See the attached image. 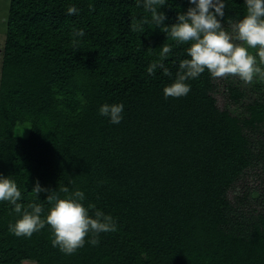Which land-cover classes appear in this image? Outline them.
Here are the masks:
<instances>
[{"label":"trees","instance_id":"1","mask_svg":"<svg viewBox=\"0 0 264 264\" xmlns=\"http://www.w3.org/2000/svg\"><path fill=\"white\" fill-rule=\"evenodd\" d=\"M72 4L79 13L69 16ZM189 7L169 0L160 10L172 24ZM244 14L243 0H227L225 30ZM139 16L150 18L132 0H9L0 175L16 180L25 204L37 180L62 198L81 190L85 207L112 214L118 230L66 255L47 226L14 236L8 225L18 217L0 202V264H264V99L244 103L229 77L207 71L187 96L165 98L170 80L146 68L170 44L165 63L175 73L187 45L151 24L133 32ZM104 103L124 104L120 124L99 115ZM18 123L30 124L26 139L15 136ZM257 170L258 184L236 190Z\"/></svg>","mask_w":264,"mask_h":264},{"label":"clouds","instance_id":"2","mask_svg":"<svg viewBox=\"0 0 264 264\" xmlns=\"http://www.w3.org/2000/svg\"><path fill=\"white\" fill-rule=\"evenodd\" d=\"M134 7L142 9L150 18L133 17L130 28L133 32L143 34L145 25L163 30V33L184 48L185 58L174 61L173 73L165 61L173 54L170 44H163L158 59L146 68L150 76L161 72L170 83L162 89L165 98H181L191 91L189 81L198 79L206 71L213 78H238L245 84L264 83V0H243L245 14L233 19L232 31L225 30L223 19L227 0H187L190 7L179 13L176 22L167 24L168 17L161 11L169 0H132ZM79 8L72 4L66 14L77 15ZM84 29H74L72 46L79 47ZM123 103H104L99 115L110 124L118 125L124 118ZM16 134L23 135L29 124L18 123ZM26 190V188H25ZM62 192L68 193V187ZM32 200L23 203V193L12 176L0 175V202H7L11 212L18 217L9 223L8 230L16 237L30 238L35 232L47 226L52 234V245L66 255L74 254L86 243L99 244L101 233L118 230L116 218L95 205L85 207V193L75 190L71 195L61 197L56 190L43 187L37 180L31 190ZM45 194L49 207L47 210L40 195ZM255 195V194H254ZM86 237L89 239L86 240Z\"/></svg>","mask_w":264,"mask_h":264},{"label":"rangeland","instance_id":"3","mask_svg":"<svg viewBox=\"0 0 264 264\" xmlns=\"http://www.w3.org/2000/svg\"><path fill=\"white\" fill-rule=\"evenodd\" d=\"M8 10H9V0H0V69L2 64V54L4 49V43H5V35H6V20L8 16ZM229 81L233 82L234 84H237L243 91H244V99L243 102L247 103L254 99H264V83H253V84H245L242 81H240L238 78L235 77H229ZM239 107H234L231 109V112L236 115H240L244 111V104ZM220 107H224L223 101L220 102ZM30 125V124H29ZM31 129H25L23 135H15L18 138L26 139L30 135ZM17 129L15 130L14 134H16ZM259 170L256 172H250V175H248L243 181L239 183L237 186L238 191H240V187L242 188V185L249 184V185H255L258 184L260 179L262 178L260 175ZM260 176V177H259ZM232 193V197L235 195L236 192ZM22 264H34L33 262H23Z\"/></svg>","mask_w":264,"mask_h":264}]
</instances>
